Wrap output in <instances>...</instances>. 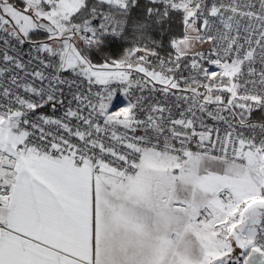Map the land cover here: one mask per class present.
I'll return each instance as SVG.
<instances>
[{
	"label": "snow or ice",
	"instance_id": "6c2138e0",
	"mask_svg": "<svg viewBox=\"0 0 264 264\" xmlns=\"http://www.w3.org/2000/svg\"><path fill=\"white\" fill-rule=\"evenodd\" d=\"M0 264H264V0H0Z\"/></svg>",
	"mask_w": 264,
	"mask_h": 264
}]
</instances>
